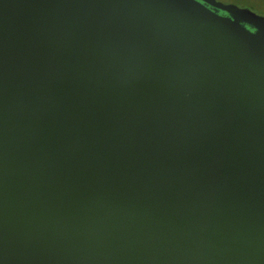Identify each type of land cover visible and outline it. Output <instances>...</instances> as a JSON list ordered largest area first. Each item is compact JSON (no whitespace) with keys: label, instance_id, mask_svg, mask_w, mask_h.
<instances>
[{"label":"water","instance_id":"1","mask_svg":"<svg viewBox=\"0 0 264 264\" xmlns=\"http://www.w3.org/2000/svg\"><path fill=\"white\" fill-rule=\"evenodd\" d=\"M0 264H264V27L0 0Z\"/></svg>","mask_w":264,"mask_h":264},{"label":"flooded vegetation","instance_id":"2","mask_svg":"<svg viewBox=\"0 0 264 264\" xmlns=\"http://www.w3.org/2000/svg\"><path fill=\"white\" fill-rule=\"evenodd\" d=\"M204 5L206 8L211 10L212 12L220 15L229 17L231 19L236 20L242 26L249 30H255L257 26H263L264 22H252L248 19H245L243 16L234 14L233 12H229L227 8L233 7L240 10H247L252 12L258 17L264 18V0H213L214 3L209 0H196ZM218 3V5H217ZM227 7V8H223Z\"/></svg>","mask_w":264,"mask_h":264}]
</instances>
